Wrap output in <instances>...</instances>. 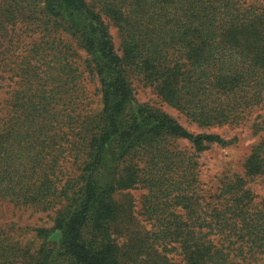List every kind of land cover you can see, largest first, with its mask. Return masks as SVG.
Wrapping results in <instances>:
<instances>
[{
  "label": "trees",
  "instance_id": "trees-1",
  "mask_svg": "<svg viewBox=\"0 0 264 264\" xmlns=\"http://www.w3.org/2000/svg\"><path fill=\"white\" fill-rule=\"evenodd\" d=\"M5 4L10 22L22 11L33 23L37 12L42 36L13 68L15 89L0 99V201L38 211L61 203L63 209L53 230H34L38 255L0 232V264L133 262L129 247L114 238L120 219L114 198L138 184L148 190L154 243L177 245L169 251L185 264H264V201L234 176L220 181L210 204L195 203L198 163L174 145L187 139L202 152L229 141L188 132L167 112L140 103L135 92V82L153 87L202 128L249 121L264 108V3ZM95 82L99 112L88 102ZM257 126L264 132V121ZM245 168L247 177L264 176V136Z\"/></svg>",
  "mask_w": 264,
  "mask_h": 264
},
{
  "label": "rangeland",
  "instance_id": "rangeland-1",
  "mask_svg": "<svg viewBox=\"0 0 264 264\" xmlns=\"http://www.w3.org/2000/svg\"><path fill=\"white\" fill-rule=\"evenodd\" d=\"M5 1L0 0V85H2L0 99L7 98L15 89L16 78H13V68L33 46L40 42L42 36L41 28L38 29L41 16L37 12L33 11V23L22 17V11L16 21L10 22L9 15L5 13L7 10ZM261 1L264 3V0ZM111 34L119 49L121 41L118 30L113 26H111ZM8 51H10L9 54H7ZM96 86L97 82L88 86V102L91 111L99 112L102 109V103L100 97L95 94ZM135 92L140 103L167 112L188 132L194 135L216 134L229 141L226 146L210 144L208 149L202 152L196 151L194 145L187 139L174 141L176 148L184 155H194L198 163V183L193 199L195 203L204 205L203 201L209 202V197L218 193L220 181L225 177L234 176L245 178L247 187L257 196V200L264 201V176L247 177L245 168L248 157L264 136V132L258 131L257 126L263 124L264 108L257 109L250 120L241 125L202 128L165 103L153 87L135 82ZM147 195L148 190L144 185L138 184L121 189L114 198L120 211L114 238L119 245L125 244L129 247L134 261L127 264H154L158 259H162L161 263L165 264L164 256L169 264H185L179 252L169 251L177 245L168 242L154 243L153 221L149 219L146 208ZM203 197L207 200H203ZM62 209L61 203L47 211H38L31 207L0 201V232L11 236L12 240L18 243L19 248L25 250L24 252L29 250L31 254L38 255L41 240L34 230L39 228L53 230ZM181 209L182 206H177L178 211Z\"/></svg>",
  "mask_w": 264,
  "mask_h": 264
}]
</instances>
